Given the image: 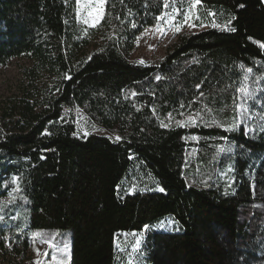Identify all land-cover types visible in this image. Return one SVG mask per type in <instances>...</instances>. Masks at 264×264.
Segmentation results:
<instances>
[{"label":"trees","instance_id":"obj_1","mask_svg":"<svg viewBox=\"0 0 264 264\" xmlns=\"http://www.w3.org/2000/svg\"><path fill=\"white\" fill-rule=\"evenodd\" d=\"M200 4L235 31L142 65L166 0H106L94 28L77 0H0V67L30 61L0 106V264H27L35 232L67 240L70 264H124L117 237L147 228L150 264H264V0ZM75 111L120 139L79 137ZM142 176L159 190L130 194ZM168 216L183 230L153 231Z\"/></svg>","mask_w":264,"mask_h":264},{"label":"rangeland","instance_id":"obj_2","mask_svg":"<svg viewBox=\"0 0 264 264\" xmlns=\"http://www.w3.org/2000/svg\"><path fill=\"white\" fill-rule=\"evenodd\" d=\"M99 4L100 0H77L78 24L89 28L97 27L105 15L106 0H103L102 9L99 7ZM194 4L196 5L195 7H193ZM85 5H91V7H86ZM89 13H92V15H89ZM209 13L214 15H210ZM97 15H99L98 21L93 19ZM185 16H190L188 23H184ZM86 19L89 21L87 24L84 23ZM177 25H182L179 31H176ZM209 29H229L223 13L207 9L200 3L197 4L193 1L166 0L163 15L160 17L157 25L146 29L138 37L134 49L130 54V60L142 65H157L163 60L180 36ZM261 48L264 51V47ZM141 60L144 63H140ZM29 67L30 61L27 59H15L8 66L0 67V106L19 97L25 88H27V80L24 73ZM249 89L250 86L244 91V100L252 94V91H248ZM242 106H244L243 103ZM74 114L79 137H87L94 134L117 140L116 136L94 124L83 112L75 111ZM148 189L159 190L158 186L150 178L146 179L142 176L135 179V184L129 189V193L132 194ZM150 230L151 228H147L142 233L119 235L116 241L120 252L117 257L118 261H124V264H150L146 255L141 251L146 235ZM182 230L173 217L168 216L156 223L153 231L179 233ZM35 233H39L40 235L34 237L33 233L31 236L27 264H70L67 240L61 239L58 235L44 239L41 236L42 232ZM37 250H39V254H37Z\"/></svg>","mask_w":264,"mask_h":264},{"label":"snow or ice","instance_id":"obj_3","mask_svg":"<svg viewBox=\"0 0 264 264\" xmlns=\"http://www.w3.org/2000/svg\"><path fill=\"white\" fill-rule=\"evenodd\" d=\"M196 3L199 4V3H200V0H196ZM85 6H86V7H91V5H85ZM195 6H196V5L194 4L193 7H195ZM99 7L102 9V7H103V0H100ZM209 14H210V15H214V14H212V13H209ZM89 15H92V13H89ZM93 19L98 21V19H99V15L93 17ZM189 19H190V16H185L184 23H188ZM84 23L87 24V23H89V21L86 19V20H84ZM190 26H194V25H190ZM213 26H216V25H213ZM180 27H182V25H177V26H176V31H179V30H180ZM228 30H230V31H235L234 28H232V29H228ZM158 31H159V29H158ZM261 47H264V45H261ZM140 63H144V61L141 60ZM242 91H243V89H242ZM177 123H178L180 126H184V122H183V121H178ZM116 139L119 140L120 137H117ZM160 191H163V189H160ZM39 235H40L39 233H34V234H33L34 237H37V236H39ZM37 254H39V250H37ZM53 259H55V257H53Z\"/></svg>","mask_w":264,"mask_h":264}]
</instances>
